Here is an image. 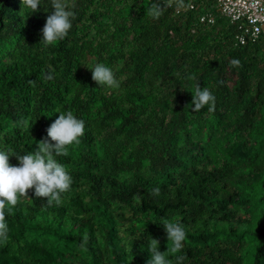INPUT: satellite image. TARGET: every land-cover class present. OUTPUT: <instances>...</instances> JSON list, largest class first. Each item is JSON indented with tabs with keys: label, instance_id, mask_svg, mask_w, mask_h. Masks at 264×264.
Masks as SVG:
<instances>
[{
	"label": "trees",
	"instance_id": "16d2710c",
	"mask_svg": "<svg viewBox=\"0 0 264 264\" xmlns=\"http://www.w3.org/2000/svg\"><path fill=\"white\" fill-rule=\"evenodd\" d=\"M65 2L72 28L44 47L51 0L33 13L0 0V152L18 166L16 155L55 143L59 112L85 122L55 157L72 178L61 203L33 187L12 213L5 205L0 264H147L152 238L167 250L163 219L186 230L180 264H264V36L237 43L238 24L215 9L202 23L209 0L158 19L147 8L165 0ZM97 63L119 87L92 79ZM197 85L214 110H193Z\"/></svg>",
	"mask_w": 264,
	"mask_h": 264
},
{
	"label": "clouds",
	"instance_id": "9594fccd",
	"mask_svg": "<svg viewBox=\"0 0 264 264\" xmlns=\"http://www.w3.org/2000/svg\"><path fill=\"white\" fill-rule=\"evenodd\" d=\"M22 8L30 10L31 13L38 12L41 0H21ZM54 11L46 19L42 29V39L39 42L44 47L55 45L64 40L72 28V20L75 13L69 9L65 0H51ZM173 3L177 7L183 8L184 0H165V3H153L147 8L146 15L153 19H158L166 7H172ZM238 65V61H233ZM89 67V66H88ZM92 70V79L101 86L109 88L119 87L115 74L111 68L102 63L89 67ZM190 79H195L191 76ZM193 94V110L199 111L204 106L209 105V110H214L215 96L208 88H201L199 85L191 91ZM85 132V122L78 119L71 111L59 112L58 118L47 129V135L51 141L39 142L38 150L26 155H16L19 165L10 164V155L8 152H0V239L7 240L8 227L5 222V205H8L7 211L13 212L14 206L18 203V196L28 195L29 189L34 187L35 196L46 198L48 204L59 205L61 195L71 189L72 178L65 166L59 163L56 156H67L69 146L79 144V137ZM160 189L151 190L152 195H159ZM167 234V250H159V241L152 238L149 242V251L151 258L147 264H172L169 257H175L177 264L184 259L177 255L184 246L186 240V230L179 224L167 219L162 220Z\"/></svg>",
	"mask_w": 264,
	"mask_h": 264
},
{
	"label": "built area",
	"instance_id": "2783aa9c",
	"mask_svg": "<svg viewBox=\"0 0 264 264\" xmlns=\"http://www.w3.org/2000/svg\"><path fill=\"white\" fill-rule=\"evenodd\" d=\"M211 9L201 13L200 21L205 24L215 22L214 9L231 22L238 24L235 35L237 43L257 42L264 36V0H209ZM194 7V3L190 4ZM179 11V10H178Z\"/></svg>",
	"mask_w": 264,
	"mask_h": 264
}]
</instances>
